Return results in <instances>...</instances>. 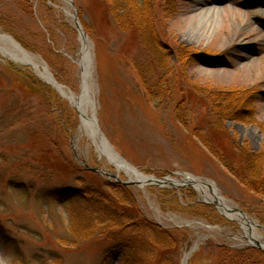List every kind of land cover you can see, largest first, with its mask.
I'll return each mask as SVG.
<instances>
[{
	"label": "rangeland",
	"instance_id": "obj_1",
	"mask_svg": "<svg viewBox=\"0 0 264 264\" xmlns=\"http://www.w3.org/2000/svg\"><path fill=\"white\" fill-rule=\"evenodd\" d=\"M214 10L207 31L203 14ZM75 16L110 147L144 175L213 182L264 236V0H0V32L80 94ZM81 123L33 66L0 51V264H120L116 252L104 260L107 241L98 236L109 223L98 213L102 191L115 201L127 191L148 218L186 233L178 264L186 252L187 264H221L232 249L264 252L194 184L131 180ZM150 248L159 246L137 252L158 264ZM251 252L250 261L229 263L264 264Z\"/></svg>",
	"mask_w": 264,
	"mask_h": 264
},
{
	"label": "bare ground",
	"instance_id": "obj_2",
	"mask_svg": "<svg viewBox=\"0 0 264 264\" xmlns=\"http://www.w3.org/2000/svg\"><path fill=\"white\" fill-rule=\"evenodd\" d=\"M216 10L209 11L203 14L204 22H202V26L208 30L214 26L217 21ZM202 17V18H203ZM80 38L82 41V58L80 60L81 69H82V78H83V89L80 94H76L71 89L67 88L63 84L56 82L53 75L47 69L46 65L41 61V59L35 54L27 51L23 46L10 34L5 32H0V51L9 56L12 60L17 61L22 64H28L33 66V68L37 71V73L45 79L50 84L54 85L61 94L68 98L73 105H75L78 111L81 114L82 118V127H84L87 132L91 135V138L97 145L98 149L104 153L109 160L115 164L119 169L124 170L129 176L131 180L140 181L142 183H165L168 181L169 183L174 184H183L184 182H188L190 184H194L195 187L203 194L205 199L210 201H215L220 210L224 212L228 217L233 219H238L241 223L245 235L250 242L259 241L260 245L264 247V236L258 234L255 229L258 224L250 219L247 215H245L238 208L233 206L228 202V200L222 196L217 190L216 186L213 182L209 180H203L198 177H195L191 174H186V179L182 182L180 180H176L170 177L167 179H158L154 176H147L141 173L135 166L126 162L122 157H120L108 144L106 140L102 136L98 134L97 128L95 126L94 119L95 111L92 99H90L91 94V86H90V75H91V60H90V51L87 37L83 34L82 26L80 28ZM190 252H186L182 264H187L188 257Z\"/></svg>",
	"mask_w": 264,
	"mask_h": 264
},
{
	"label": "trees",
	"instance_id": "obj_3",
	"mask_svg": "<svg viewBox=\"0 0 264 264\" xmlns=\"http://www.w3.org/2000/svg\"><path fill=\"white\" fill-rule=\"evenodd\" d=\"M131 9L134 11L136 10L137 13H142V10L140 11V8L137 7L135 9L134 5ZM145 12L146 10L143 13ZM16 38L20 40L18 37ZM20 42L23 44L21 40ZM261 163L262 160L258 165H261ZM263 190L264 188H260L259 192L264 193ZM100 193L101 194L97 196L98 202L101 203L100 205L105 204V202H107V204L106 209L101 206L98 213H101L104 219L109 221V223H106L104 226L105 228L99 230L100 235H98L100 239L107 241V251L104 259L106 262L109 261L108 259L112 253L116 252L120 255V264H148V261L146 263V260L141 257L137 251L144 246H148L149 242H152L154 246H159V248H150V250H152L150 252L155 256H151L153 257L152 260L150 259L151 261L155 262L157 260L158 264H178L181 248L188 244L186 233H181L179 230L174 232L173 230L165 229L156 221L148 218L143 214L138 204H136L135 198H133L132 195L128 196L126 194L127 191L124 192L127 199L124 198L125 196H121V198L118 197L116 201L111 197L108 198L105 196L103 191ZM102 201L105 202L102 203ZM126 202H129L128 206ZM261 203V206H259V211L261 212L259 218L260 222L264 224V200H261ZM122 205L125 207L124 209ZM97 220L99 222V218ZM98 222H96V224ZM91 229L93 228L91 227ZM179 233H181L182 236L176 237ZM173 246L174 249L172 248ZM232 250L234 251V256H231V258H228L226 254L221 255V264H230L229 261H231L233 257L237 258L239 262L250 261L252 255L251 251H258L260 253L259 257H264L263 251L254 248L250 249V247ZM234 264L236 263L234 262Z\"/></svg>",
	"mask_w": 264,
	"mask_h": 264
},
{
	"label": "water",
	"instance_id": "obj_4",
	"mask_svg": "<svg viewBox=\"0 0 264 264\" xmlns=\"http://www.w3.org/2000/svg\"><path fill=\"white\" fill-rule=\"evenodd\" d=\"M75 18V20H76V26H77V28H78V30H79V32H80V28H81V24H80V22L78 21V19H77V17L75 16L74 17ZM83 34L85 35V32L83 31ZM13 37V36H12ZM14 38V37H13ZM51 73V72H50ZM52 74V73H51ZM53 75V74H52ZM53 77H54V75H53ZM54 79H55V81L56 82H58L57 81V79L54 77ZM94 122H95V126H96V128H97V131H98V134L100 135V136H102L104 139H106L105 138V135H104V133H103V131H102V129H101V127L99 126V124H98V122H97V120L96 119H94ZM114 177H115V175H113ZM261 246V245H260Z\"/></svg>",
	"mask_w": 264,
	"mask_h": 264
}]
</instances>
